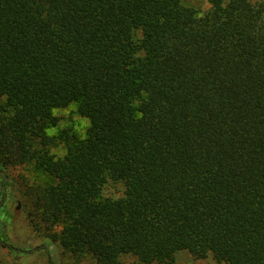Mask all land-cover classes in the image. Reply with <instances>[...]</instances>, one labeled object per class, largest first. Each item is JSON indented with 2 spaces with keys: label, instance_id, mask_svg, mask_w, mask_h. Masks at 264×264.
Listing matches in <instances>:
<instances>
[{
  "label": "trees",
  "instance_id": "1",
  "mask_svg": "<svg viewBox=\"0 0 264 264\" xmlns=\"http://www.w3.org/2000/svg\"><path fill=\"white\" fill-rule=\"evenodd\" d=\"M199 1L0 0V163L71 254L264 264V0Z\"/></svg>",
  "mask_w": 264,
  "mask_h": 264
},
{
  "label": "rangeland",
  "instance_id": "2",
  "mask_svg": "<svg viewBox=\"0 0 264 264\" xmlns=\"http://www.w3.org/2000/svg\"><path fill=\"white\" fill-rule=\"evenodd\" d=\"M259 1V0H253ZM185 5L204 10L208 4L199 0H183ZM58 117L55 127L47 130L56 134L69 129L77 138H82L88 127V120L77 112L75 104L54 110ZM66 151L64 142L50 148L56 157ZM53 179L32 164L3 165L0 163V264H96L89 255H73L64 250L53 238L52 232L34 224L32 205L26 195V185H46ZM123 192L120 182L110 181L102 188L105 197H117ZM6 245L14 247L13 250ZM119 264H226L210 256L196 259L186 251H180L164 262L141 263L127 255Z\"/></svg>",
  "mask_w": 264,
  "mask_h": 264
}]
</instances>
